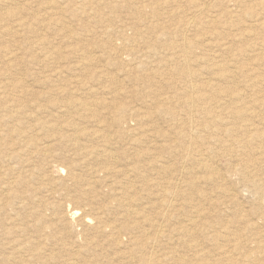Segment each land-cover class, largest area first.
Returning <instances> with one entry per match:
<instances>
[{
  "label": "rangeland",
  "instance_id": "374dc122",
  "mask_svg": "<svg viewBox=\"0 0 264 264\" xmlns=\"http://www.w3.org/2000/svg\"><path fill=\"white\" fill-rule=\"evenodd\" d=\"M0 130V264H264V0H0Z\"/></svg>",
  "mask_w": 264,
  "mask_h": 264
},
{
  "label": "bare ground",
  "instance_id": "6f19581e",
  "mask_svg": "<svg viewBox=\"0 0 264 264\" xmlns=\"http://www.w3.org/2000/svg\"><path fill=\"white\" fill-rule=\"evenodd\" d=\"M19 126H20V125H19ZM18 128H19V127H18ZM20 128H21V127H20ZM4 129H5V128H4ZM5 130H6V129H5ZM10 130H11V133H21V132H19L20 129H17V128H16V129L13 128V129H10ZM10 130H9V131H10ZM6 131H7V130H6ZM3 137H4L3 130H0V147H2V145H3V142H2ZM28 151H29V150H28ZM30 151H31V150H30ZM10 186H11V185H9L8 187L10 188ZM8 187H7V188H8ZM8 193H9V192H8ZM10 194H12V193L10 192ZM10 196H11V195H10ZM71 220H72V218H71ZM73 222H74V221H73ZM85 222H87V221H85ZM88 224H89V223H88ZM91 225H92V224H91ZM91 225H90V226H91ZM73 261H74V260H73ZM71 264H72V263H71ZM74 264H75V262H74Z\"/></svg>",
  "mask_w": 264,
  "mask_h": 264
}]
</instances>
